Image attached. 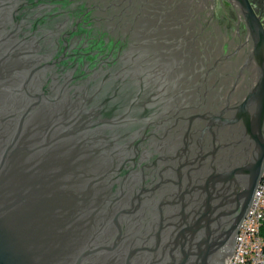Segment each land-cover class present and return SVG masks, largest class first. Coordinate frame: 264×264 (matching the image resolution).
Listing matches in <instances>:
<instances>
[{"label":"water","instance_id":"95a60500","mask_svg":"<svg viewBox=\"0 0 264 264\" xmlns=\"http://www.w3.org/2000/svg\"><path fill=\"white\" fill-rule=\"evenodd\" d=\"M263 173L249 0H0V264H227Z\"/></svg>","mask_w":264,"mask_h":264},{"label":"built area","instance_id":"2783aa9c","mask_svg":"<svg viewBox=\"0 0 264 264\" xmlns=\"http://www.w3.org/2000/svg\"><path fill=\"white\" fill-rule=\"evenodd\" d=\"M227 264H264V173Z\"/></svg>","mask_w":264,"mask_h":264},{"label":"flooded vegetation","instance_id":"af4514ba","mask_svg":"<svg viewBox=\"0 0 264 264\" xmlns=\"http://www.w3.org/2000/svg\"><path fill=\"white\" fill-rule=\"evenodd\" d=\"M254 12L260 16L262 25L264 27V0H249Z\"/></svg>","mask_w":264,"mask_h":264}]
</instances>
